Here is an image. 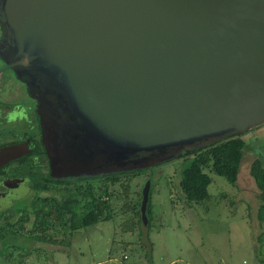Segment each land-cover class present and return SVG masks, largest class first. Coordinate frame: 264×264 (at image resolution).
Listing matches in <instances>:
<instances>
[{
  "label": "water",
  "instance_id": "obj_1",
  "mask_svg": "<svg viewBox=\"0 0 264 264\" xmlns=\"http://www.w3.org/2000/svg\"><path fill=\"white\" fill-rule=\"evenodd\" d=\"M0 26L56 110L42 117L54 180L143 170L264 125V0H0Z\"/></svg>",
  "mask_w": 264,
  "mask_h": 264
},
{
  "label": "rangeland",
  "instance_id": "obj_2",
  "mask_svg": "<svg viewBox=\"0 0 264 264\" xmlns=\"http://www.w3.org/2000/svg\"><path fill=\"white\" fill-rule=\"evenodd\" d=\"M240 138L247 149L237 182L230 184L224 177L211 174L209 198L200 203L187 202L179 188L185 157L118 174L116 183L107 177L89 179L86 183L108 202L104 212L107 219L85 230H71L66 220L63 231L55 222L49 232L54 241L62 240V232L72 237L68 258L57 254L62 249L60 244H38L43 252L30 254L24 264H50L51 259L54 264H264V220L257 215L259 191L249 174L254 160L264 164V125ZM147 182L151 210L148 244L142 223H137V214L144 211ZM126 184L128 193L124 192Z\"/></svg>",
  "mask_w": 264,
  "mask_h": 264
},
{
  "label": "flooded vegetation",
  "instance_id": "obj_3",
  "mask_svg": "<svg viewBox=\"0 0 264 264\" xmlns=\"http://www.w3.org/2000/svg\"><path fill=\"white\" fill-rule=\"evenodd\" d=\"M2 36L0 26V53L4 44L6 49V52L2 51V57L0 55V154L3 153L0 157V264H24L30 254L43 252L44 248L38 244H60L58 247L62 249L57 254H65L63 258L67 259L72 237L64 236L62 232V240L56 242L49 234L54 230L55 222L62 225L63 231L65 221L70 222L69 214L59 218L56 201L66 197L81 202L82 207L84 198L77 194L76 188L84 190L86 181L91 178L52 179L50 156L53 146L50 148L51 141L44 137L48 136L47 131H54L51 125L47 126V131L43 129L42 117L50 123L56 120V110L52 103H44L49 91L46 90L44 95L39 89L38 77L29 86L28 76L23 75L27 63H20L21 59L14 57L9 42L2 41ZM112 176L102 177L109 179ZM59 182L67 184L63 187L53 185ZM41 207L48 210L45 214L52 213L46 222L42 220L44 210ZM82 211H78V219L83 215ZM78 229L85 230H73ZM14 250H17L16 256ZM50 264H54L52 259Z\"/></svg>",
  "mask_w": 264,
  "mask_h": 264
},
{
  "label": "trees",
  "instance_id": "obj_4",
  "mask_svg": "<svg viewBox=\"0 0 264 264\" xmlns=\"http://www.w3.org/2000/svg\"><path fill=\"white\" fill-rule=\"evenodd\" d=\"M240 135L229 137L226 140L195 152L183 153L178 157H185L179 174V188L187 202L200 203L209 198L208 187L211 184V174L224 177L230 184L237 182L240 164L247 149V144L240 138ZM249 174L253 178L255 186L259 191L258 198L260 206L257 215L259 220L263 221L264 164L259 159L254 160L250 165ZM119 180L120 178L117 176L109 178L111 183H116ZM127 188L128 184L125 185V193H128ZM76 192L84 198L83 206L81 207V202L77 200L60 197L56 201L58 205L56 210L58 208L60 211L59 218L65 214H69L72 229L91 228L102 220L107 219L104 217V212L108 206V202L103 200L102 197L97 196V193L88 183H86L84 190L76 188ZM103 193L107 194V188H104ZM41 208L44 210L42 211V220L46 222L52 213H49V215L45 214L48 210L45 207ZM81 210H83V215L78 219L76 215ZM150 212V197L148 196L145 209L147 222ZM137 216V223L140 225L142 223L140 213Z\"/></svg>",
  "mask_w": 264,
  "mask_h": 264
}]
</instances>
